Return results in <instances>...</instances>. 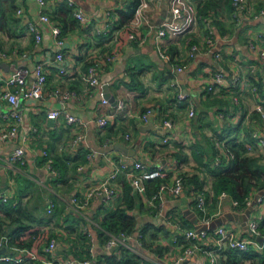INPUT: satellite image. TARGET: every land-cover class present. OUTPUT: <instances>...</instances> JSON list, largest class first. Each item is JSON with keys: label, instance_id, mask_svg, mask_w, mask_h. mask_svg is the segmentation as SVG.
I'll return each instance as SVG.
<instances>
[{"label": "crops", "instance_id": "crops-1", "mask_svg": "<svg viewBox=\"0 0 264 264\" xmlns=\"http://www.w3.org/2000/svg\"><path fill=\"white\" fill-rule=\"evenodd\" d=\"M73 1L74 6H70L69 0H47V13L61 26L67 42L66 73L60 74L56 63L57 46L50 26L38 21L37 2L0 0L2 13L7 17L0 29V63L8 64L7 69L0 68L2 77H10L19 66L32 69L37 62L44 63L48 76L45 98L23 105L24 120L16 139L0 140V192L8 195L5 202L31 214L36 219L31 222L35 229L57 238V248L48 255L55 262L91 257L99 261V256L115 252L106 248V242L99 238V230L102 219L123 202L127 186H131L127 173H121L111 182L116 190L111 198L100 192L80 212L68 202L73 196L84 199L121 159L142 160L150 168L159 164L166 166L163 182H169L178 174L197 177L209 202L202 212L194 202V191L188 194L184 189L179 197L167 193L158 204L147 194H137L132 214L139 228L150 225L144 241L140 232L128 239L129 248L141 258L140 264H175L190 244L187 240H178L189 225L208 229L210 237L199 241L202 249L186 258L188 264H211L204 249L218 246L214 231L222 226L237 238L253 239L250 222L260 223L264 219V190L239 204H234V197L228 193L223 199L219 196L214 204L211 171L221 152L218 145L226 152L224 143L228 139L237 134L245 140L260 122L254 107L264 95V57L251 50L248 43L264 31V16L250 15L245 9L234 10L231 0H157L143 11L140 5L129 19L127 12L133 0ZM209 1L218 8L208 11ZM248 1L253 11L264 7V0ZM175 6L180 7L183 17L179 20L180 29L162 39L170 57L167 60L158 50L157 33L173 18ZM19 8L23 13L18 14ZM76 10L85 14L86 21L75 16ZM202 13H208L209 23L201 19ZM30 21H37L42 31L38 44L29 30ZM99 28H104L105 32L99 34ZM210 30L217 39L215 50L221 51L223 57L215 59L211 53H198L188 59L190 46L194 43L205 46ZM131 34H135L136 39L130 38ZM2 53L7 56L3 57ZM95 57L102 61L101 85L91 90L84 76ZM176 65L185 66L177 77L189 94L186 101L175 97L176 90L170 84ZM221 69L228 77L239 73L241 82L235 87L217 85L209 90L214 73ZM260 82H263L262 89L258 86ZM106 84L118 99L117 103L119 100L125 103L123 109L109 99L104 103ZM58 87L73 92L65 104L53 94ZM233 94L238 96L240 104L233 101ZM150 107L154 115L144 123L140 115ZM191 107L195 109L193 117L188 115ZM50 108L64 112L58 118H49ZM10 110L11 105L0 97V128H9L14 123L6 117ZM220 110H229L230 117L221 119ZM66 113L80 117L86 126L69 123ZM104 115L109 116V124L99 128L95 120ZM165 119L175 122L170 132L163 124ZM149 125L154 128H146ZM226 125L237 127V132H228ZM79 133L83 138L73 145ZM167 137L169 140L165 142ZM249 140L246 142L248 153L264 158V150L254 139ZM19 145L26 151L25 164L10 162L12 151ZM120 145L134 150L126 153L118 149ZM52 169L56 174H52ZM52 201L55 207L49 213ZM50 238L36 252L44 253ZM257 242L258 245L251 246L252 250H263L264 244ZM251 247L235 251L224 244L217 252L219 261L221 264H256L258 260L246 253ZM5 253L22 256L7 248L1 254ZM18 264L33 262L23 260Z\"/></svg>", "mask_w": 264, "mask_h": 264}, {"label": "built area", "instance_id": "built-area-1", "mask_svg": "<svg viewBox=\"0 0 264 264\" xmlns=\"http://www.w3.org/2000/svg\"><path fill=\"white\" fill-rule=\"evenodd\" d=\"M38 5V21L41 23H45L50 26L51 33L54 37L55 44L57 46L56 51V63L59 69L60 74L66 73L65 63V54L67 48L66 39L62 35V28L59 24H57L52 17L47 13V0H35ZM157 0H143L140 6V10H145L149 7L151 2ZM233 7L235 10H247L250 15L264 16V7L259 10L253 11L252 6L250 5L248 0H231ZM69 5L74 6V1L69 0ZM173 18L165 23V25L158 30L157 33V46L158 50L161 54V57L170 60V57L165 52V47L163 46L162 39L171 33L172 31L180 29L181 25L179 20L183 17L182 11L180 7H173ZM18 14L23 13V9L19 8L17 10ZM75 16L82 22L86 21L85 14L76 10ZM204 22L207 21V18H204ZM29 30L35 35L36 43L38 44L42 40V31L38 27V23L29 22L28 23ZM99 34L105 32L104 28H99L97 30ZM130 38L136 39L135 34H131ZM206 45L202 46L198 43H194L190 46L187 58L191 59L195 57L198 53H211L213 54L215 59H221L223 57V53L219 50H215V46L217 43V39L212 30H210L209 35L206 38ZM248 46L253 51H258V54L261 57H264V31L257 33V36L253 39L249 40ZM13 54H16L13 51ZM3 57L7 56V53H2ZM235 56V55H234ZM102 66V61L99 57H95L91 64L89 65L88 72L84 76V80L88 85L89 89H95L101 85V76L100 69ZM185 68L184 65H176L174 68V75L170 79L171 86L176 90V95L179 100H187L189 94L187 91L183 90L181 87L180 81L177 77V73L183 71ZM31 74H33V78L30 79ZM212 83L209 85V90H213L217 85H223L225 87H235L239 82H241L242 77L239 73H234L230 77L225 72V70L221 69L214 73L212 78ZM48 76L47 70L43 62H37L34 64L33 68H29L27 66H19L15 68L12 72L11 76L8 78L2 77L0 73V97L6 100L11 105V110L7 113L6 117L11 118L14 123L9 128H0V140H14L19 134V128L24 120L23 115V105L28 101H42L46 96V84H47ZM228 82V83H227ZM53 94L57 96L61 103L65 104L69 99H71L73 92L68 89H62L58 87L53 91ZM232 99L235 103L240 104V100L237 95H232ZM104 103H108V99H104ZM117 107L119 109H123L125 107V103L123 101H118ZM254 111L259 115L260 122L258 126L251 131L252 137L256 140L257 145L264 150V102L259 101L256 103L254 107ZM63 109L59 108H50L48 110L49 118H58L61 114H63ZM154 110L150 107L145 112L141 113L140 120L144 123L150 121L151 117L154 115ZM190 117L195 115V109L191 107L189 109ZM219 116L221 119L229 118L228 113L220 112ZM67 121L71 124H74L76 127L86 126V122L82 120L80 117L66 113ZM96 125L99 128H105L109 124V116L104 115L98 117L96 120ZM165 128L170 132L175 128V122L172 119H165L163 122ZM83 135L81 133L77 134L73 140V145H76L81 139ZM169 140V137L165 138V142ZM221 152L217 155L214 164L220 165L222 158L227 156L226 152L222 149V145H218ZM25 148L23 145H19L16 147L10 156V162H18L21 164L26 163L25 158ZM47 153L46 151L44 152ZM82 169V167H80ZM166 166L163 164H159L155 168L148 167L147 163L142 160L128 161L126 159H121L118 164L115 165V168L111 171L108 177L102 181L97 186L93 187L84 199H79L77 196L71 197L68 204L70 207L77 211L84 210L90 203L91 199L99 194L100 192H104L107 198H111L115 193V188L111 185V182L119 177V175L123 172L127 173L128 178L133 186V189L136 193L140 195L146 194V181L154 180L158 178H163L166 175ZM52 174H56L55 170H51ZM184 176L181 174L175 175L172 180L169 182H162L159 186L158 193L154 196L159 199L160 202H163L166 194L171 193L174 197H179L184 190ZM228 196V192L223 191L220 194V199ZM0 199L3 201L8 200V195L5 192H0ZM198 207L206 211V197L203 194L198 195ZM234 204H239V201L233 200ZM55 207L54 202L52 201L48 206V212H53ZM259 223L257 221L250 222V228L255 235L260 234L258 229ZM214 234L218 236V246H210L209 248L204 249V252L210 256L211 264H221L218 258V251L222 248V245L226 244L230 248L246 251L252 245H258L256 236L253 239L248 238H237L234 234L227 230L225 227H220L214 231ZM109 238L106 241V248L111 251L116 246L125 245L128 248L130 247L128 243V239L131 238L132 235L121 232L120 234H112L108 233ZM184 235L187 241L190 244L185 248L184 253L177 257L175 264H188L186 262V258L193 253L197 252L200 247L199 241L204 238L210 237V231L208 229H197V228H187L184 231ZM57 238H51L48 244L44 248V253H38L35 250L29 249L27 247L19 248L15 246H11L9 244V237L7 235H3L0 238V249L6 247L12 252H18L21 257H15L13 254L9 255L7 253L0 254V263L2 262H12L13 264H18L23 260L32 261L33 264H101L96 258H87L83 260L77 259H68L64 262H55L54 259L49 258L48 255L53 253L57 248Z\"/></svg>", "mask_w": 264, "mask_h": 264}, {"label": "trees", "instance_id": "trees-1", "mask_svg": "<svg viewBox=\"0 0 264 264\" xmlns=\"http://www.w3.org/2000/svg\"><path fill=\"white\" fill-rule=\"evenodd\" d=\"M141 1L142 0H133L132 4L129 6L130 10L127 12V16L129 17V19L139 8V6L141 5ZM207 6L208 11L212 10L213 8H218V6L213 1H209ZM204 7H206V5ZM202 14L203 15H200L201 19L204 20V18H207V21L205 23H209L208 13ZM6 18L7 17L2 13V9L0 6V29L3 28L2 26L6 21ZM129 31L130 29L127 30V32ZM258 86L260 89H262L263 82H260ZM175 97L178 99L176 94ZM260 101L264 102V95L260 97ZM228 111L229 110H220L219 113H228ZM226 129L228 130V132H237V127L235 128L232 125H229ZM224 137L220 138L222 139ZM245 138V140H242L236 134V136L228 139V141L224 143V148L226 150L227 156L222 158L220 165H212L214 167V169L211 171L214 175V204H217V200L223 191L230 193L235 200L242 203L246 202V200H248L254 193L264 190V158L262 157V155L248 153L246 142H248L249 139V142H252V139L254 138L252 137L251 133H249ZM163 180L164 179L162 178H158L146 181V194L157 204L159 203V199L157 197L154 198V196L158 193L159 186L163 182ZM184 186V189L185 191L187 190L188 194H190V191H194V202H196V204L198 205V195L205 193L203 184L199 182L197 177L187 178L185 176ZM137 194L138 193L134 191L132 185L127 186L123 202L115 210L107 214L101 221V228L99 230V238L101 240H104V242H106V240L109 238L108 233L120 234L121 232H124L130 235H134L135 233L140 232L144 241V238L149 231L148 229L150 225L146 224L139 228L137 219L132 214V210H134L136 205ZM206 201L208 205V195H206ZM201 211L204 212L203 210ZM35 220L36 219L31 214L21 209V207L16 208V206H13L12 203L5 202L0 199V238L3 235H7L9 237V244L11 246L19 248L27 247L35 251L43 248V245L51 236L50 233L41 232L40 230L35 229L31 223ZM186 228L194 227L189 225ZM258 229L260 234L264 236V219L259 223ZM153 238H156V236L153 235ZM178 240L187 242L185 235L179 236ZM114 249L115 252L113 254H103L99 256L98 262L101 264L141 263L140 256L127 246L119 245ZM234 250L241 251L237 249ZM249 251H247L246 253H249V256H251V258L258 260L256 264H264V248L261 251H256L252 250L251 247Z\"/></svg>", "mask_w": 264, "mask_h": 264}, {"label": "water", "instance_id": "water-1", "mask_svg": "<svg viewBox=\"0 0 264 264\" xmlns=\"http://www.w3.org/2000/svg\"><path fill=\"white\" fill-rule=\"evenodd\" d=\"M0 68H4V69H7L8 68V64L7 63H5V62H2V63H0ZM104 90H105V94H104V97L105 98H107V99H109L111 102H113V103H117V100L118 99H116V97L109 91V85L108 84H106L105 86H104ZM154 128V126L153 125H149V126H147L146 128ZM118 149H120V150H123L124 152H126V153H132L133 152V150L134 149H127V148H125V147H123V146H118ZM130 155H132V154H130ZM256 239L261 243V245H263L264 244V236L263 235H261V234H257L256 235ZM6 251V247L5 248H2V249H0V254L2 253V252H5Z\"/></svg>", "mask_w": 264, "mask_h": 264}, {"label": "rangeland", "instance_id": "rangeland-1", "mask_svg": "<svg viewBox=\"0 0 264 264\" xmlns=\"http://www.w3.org/2000/svg\"><path fill=\"white\" fill-rule=\"evenodd\" d=\"M255 236H256L255 233H253L252 238H255ZM255 239H256V238H255Z\"/></svg>", "mask_w": 264, "mask_h": 264}]
</instances>
